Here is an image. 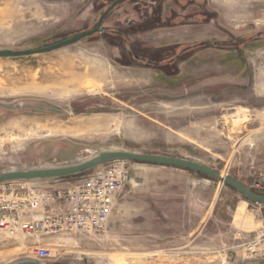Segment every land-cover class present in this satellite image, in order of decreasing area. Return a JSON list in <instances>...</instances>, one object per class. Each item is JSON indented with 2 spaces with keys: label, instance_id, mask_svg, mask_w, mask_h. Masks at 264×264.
<instances>
[{
  "label": "rangeland",
  "instance_id": "1",
  "mask_svg": "<svg viewBox=\"0 0 264 264\" xmlns=\"http://www.w3.org/2000/svg\"><path fill=\"white\" fill-rule=\"evenodd\" d=\"M115 1L0 0V49L93 29ZM115 150L191 158L264 195V0H125L79 43L0 58V173ZM123 161L131 180L106 227L56 238L60 254L40 262L264 264L242 246L264 205L193 171ZM109 163L40 181L68 188ZM30 256L3 250L0 264H39Z\"/></svg>",
  "mask_w": 264,
  "mask_h": 264
},
{
  "label": "built area",
  "instance_id": "2",
  "mask_svg": "<svg viewBox=\"0 0 264 264\" xmlns=\"http://www.w3.org/2000/svg\"><path fill=\"white\" fill-rule=\"evenodd\" d=\"M130 180L124 161L113 160L68 188L22 180L0 184V235L26 239L12 251L22 250L48 262L63 248L54 245L56 238L103 230L118 193ZM242 246L248 259L264 261V225L249 232ZM3 250L9 251L0 242V252Z\"/></svg>",
  "mask_w": 264,
  "mask_h": 264
},
{
  "label": "water",
  "instance_id": "3",
  "mask_svg": "<svg viewBox=\"0 0 264 264\" xmlns=\"http://www.w3.org/2000/svg\"><path fill=\"white\" fill-rule=\"evenodd\" d=\"M125 0L115 1L100 17V19L95 23L93 29L83 31L81 33H75L71 37L63 38L55 43L46 45L44 47H39L35 49L26 50H12V49H0V58L8 57H23L30 56L41 53H48L66 46H70L79 43L87 37H91L97 33L102 32V26L105 18L114 10L119 4L123 3ZM113 160H127L140 163L157 164L163 166H171L176 168H181L196 173H200L214 180L220 181L223 184L229 185L242 193L245 197L253 202L264 205V195L258 193L241 181L218 171L204 163L191 158H183L176 156H168L161 154H149L140 152H131L125 150H115L106 151L100 155L81 163L75 164H64L55 167L47 168H32L28 170H11L0 173V184L12 181H29L37 182L40 180H55L60 178H65L69 176H74L77 174L84 173L88 170L101 166L105 163L111 162ZM39 264H44L38 260H34ZM23 261L19 260L12 264H21Z\"/></svg>",
  "mask_w": 264,
  "mask_h": 264
},
{
  "label": "crops",
  "instance_id": "4",
  "mask_svg": "<svg viewBox=\"0 0 264 264\" xmlns=\"http://www.w3.org/2000/svg\"><path fill=\"white\" fill-rule=\"evenodd\" d=\"M37 182L40 184L56 185V183L59 181H37ZM21 240L22 237L11 238L6 234L0 235V242L2 243L3 248L8 250H14L16 247H18L20 245Z\"/></svg>",
  "mask_w": 264,
  "mask_h": 264
},
{
  "label": "trees",
  "instance_id": "5",
  "mask_svg": "<svg viewBox=\"0 0 264 264\" xmlns=\"http://www.w3.org/2000/svg\"><path fill=\"white\" fill-rule=\"evenodd\" d=\"M198 174H200V173H198ZM202 175V174H201ZM203 176H205V175H203ZM205 177H207V176H205ZM207 178H209V177H207ZM209 179H211V180H214V179H212V178H209ZM229 186V185H228ZM229 187H231V186H229ZM231 188H233V187H231ZM234 189V188H233ZM236 190V189H235Z\"/></svg>",
  "mask_w": 264,
  "mask_h": 264
},
{
  "label": "flooded vegetation",
  "instance_id": "6",
  "mask_svg": "<svg viewBox=\"0 0 264 264\" xmlns=\"http://www.w3.org/2000/svg\"><path fill=\"white\" fill-rule=\"evenodd\" d=\"M138 56H139V55H138ZM138 56H137V54H135V57H136V58H138ZM142 58H144V57H142Z\"/></svg>",
  "mask_w": 264,
  "mask_h": 264
}]
</instances>
